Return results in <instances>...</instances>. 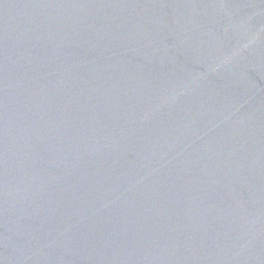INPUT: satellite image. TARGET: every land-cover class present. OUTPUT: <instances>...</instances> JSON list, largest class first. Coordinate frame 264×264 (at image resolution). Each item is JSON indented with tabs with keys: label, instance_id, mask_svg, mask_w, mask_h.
<instances>
[{
	"label": "water",
	"instance_id": "95a60500",
	"mask_svg": "<svg viewBox=\"0 0 264 264\" xmlns=\"http://www.w3.org/2000/svg\"><path fill=\"white\" fill-rule=\"evenodd\" d=\"M0 264H264V0H0Z\"/></svg>",
	"mask_w": 264,
	"mask_h": 264
}]
</instances>
